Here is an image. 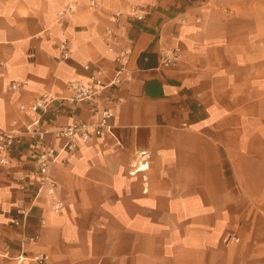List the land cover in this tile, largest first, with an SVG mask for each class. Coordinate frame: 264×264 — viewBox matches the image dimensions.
I'll use <instances>...</instances> for the list:
<instances>
[{
    "label": "crops",
    "instance_id": "crops-1",
    "mask_svg": "<svg viewBox=\"0 0 264 264\" xmlns=\"http://www.w3.org/2000/svg\"><path fill=\"white\" fill-rule=\"evenodd\" d=\"M68 2L0 0V128L21 135L0 163V264H264V0H78L57 23ZM98 69L120 81L43 120L94 125L37 193L21 105Z\"/></svg>",
    "mask_w": 264,
    "mask_h": 264
},
{
    "label": "built area",
    "instance_id": "built-area-1",
    "mask_svg": "<svg viewBox=\"0 0 264 264\" xmlns=\"http://www.w3.org/2000/svg\"><path fill=\"white\" fill-rule=\"evenodd\" d=\"M78 0H69L68 4L62 7L57 16V23L63 24L64 21L77 11ZM90 4H95V0H89ZM122 12H117L113 15L115 22L120 26L122 24ZM146 13L140 11L136 6H132L127 13V18H133L138 20H144ZM110 36H115L112 29H107ZM68 41L63 40L60 47L64 52L65 56L69 55L67 51ZM127 52L122 50L118 57L121 66L117 69L118 74L124 67V61ZM176 50H171L170 55H166L165 59L168 62L174 61L176 58ZM86 69H90L91 65L89 63L85 64ZM120 81L118 77L106 82L102 76L100 69L93 70L91 74L90 82H83L81 80H72L70 82L71 94L64 98H57L51 94H44L42 96L36 97L30 104H22V110H30L35 112L36 117L33 121L25 124L24 129L21 134L28 135L34 145L36 146V164L38 167L37 175V193L42 190H46L48 194H55L56 182L52 179L51 170L52 167L59 163L61 165L66 164V159L62 154L66 151L73 152L76 149V137H81L85 142L89 141L92 137L91 128L94 124L87 120L81 119L75 116L71 122L52 128L50 126H45L43 120L51 115L52 111L61 110L65 103L78 105L82 102L92 100L94 96L99 93L106 86H114ZM20 82H12V87H19ZM96 113L101 114V121L98 122L97 126H107L108 119L111 117L112 112L109 107L97 108ZM48 119V118H47ZM21 136V135H20ZM19 134L14 131H7L0 128V163L7 164L9 161L8 154L12 152L13 147L16 143L21 141ZM61 141L59 147L55 144ZM53 207L56 210L61 209V202L58 199H54ZM29 236L23 234V239H27ZM18 260L24 261L27 258V254L23 251L18 256ZM36 263L42 264L46 262L48 254L43 251H34L31 257Z\"/></svg>",
    "mask_w": 264,
    "mask_h": 264
},
{
    "label": "rangeland",
    "instance_id": "rangeland-1",
    "mask_svg": "<svg viewBox=\"0 0 264 264\" xmlns=\"http://www.w3.org/2000/svg\"><path fill=\"white\" fill-rule=\"evenodd\" d=\"M25 261V260H24Z\"/></svg>",
    "mask_w": 264,
    "mask_h": 264
}]
</instances>
